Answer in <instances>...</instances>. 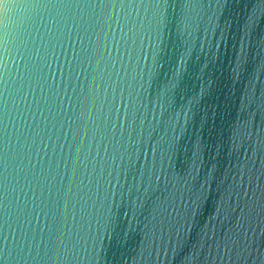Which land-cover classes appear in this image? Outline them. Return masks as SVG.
Returning a JSON list of instances; mask_svg holds the SVG:
<instances>
[{
	"label": "water",
	"instance_id": "95a60500",
	"mask_svg": "<svg viewBox=\"0 0 264 264\" xmlns=\"http://www.w3.org/2000/svg\"><path fill=\"white\" fill-rule=\"evenodd\" d=\"M0 264H264V0H0Z\"/></svg>",
	"mask_w": 264,
	"mask_h": 264
}]
</instances>
